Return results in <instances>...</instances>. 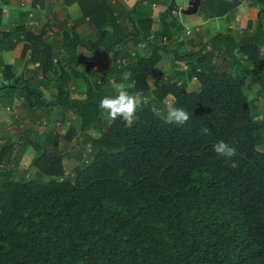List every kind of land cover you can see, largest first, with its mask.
<instances>
[{
    "label": "trees",
    "instance_id": "obj_1",
    "mask_svg": "<svg viewBox=\"0 0 264 264\" xmlns=\"http://www.w3.org/2000/svg\"><path fill=\"white\" fill-rule=\"evenodd\" d=\"M156 1L142 0L130 13L137 24L127 39L152 35L150 17L137 13ZM205 1L211 8L217 3L218 13L230 10L223 0ZM172 11L171 6L163 20ZM105 27L95 39L68 31L63 58L54 62L46 55L44 68L76 73L80 45L94 53L113 50L118 41ZM39 34L7 36L15 37L12 49L22 44L26 55L34 39L41 41ZM263 47L264 29L241 39L219 34L178 57L197 61L192 74L199 89L174 79L158 86L155 97L146 79L165 49L129 58L116 72L134 82L128 95L145 96L135 103L93 81L84 99L70 97L62 87L51 105L81 118L77 144L90 138L95 151L70 176L64 175L65 155L43 151L34 164L63 178L42 182L10 176L1 167L8 152L2 148L0 264H264V118L254 116L246 93L248 73L259 77L258 93L264 94ZM220 57L222 66L216 62ZM242 60L248 64L241 74L226 71L229 64L242 66ZM11 83L0 85V93ZM15 83L26 90L29 104H47L38 99L40 91ZM165 95L171 97V117L158 111ZM93 129L98 137L88 135Z\"/></svg>",
    "mask_w": 264,
    "mask_h": 264
},
{
    "label": "crops",
    "instance_id": "obj_2",
    "mask_svg": "<svg viewBox=\"0 0 264 264\" xmlns=\"http://www.w3.org/2000/svg\"><path fill=\"white\" fill-rule=\"evenodd\" d=\"M140 1L142 0H83V2L75 0L73 3L65 4L64 0H0V5L3 7L0 14V85L14 82L10 84V88H5L0 93L3 96L9 92L10 96L6 110L0 109V151L4 148L5 141L9 147H7V158L3 163L4 168L9 170L10 176L23 179L18 174V169L24 173L28 170L33 171L34 167L42 173L40 168L34 164L38 155L30 153L29 147L33 139L29 138L28 134L24 136L17 135L16 132L14 136L6 134L7 130L13 128L12 113L15 119H20V116L14 112L17 107H27L31 112L39 107L29 104V98L25 93L22 102L15 97L20 93L14 92V88H17L15 83L17 79L22 83V87L29 86L32 91H40L41 95L38 99L47 102L42 107L55 109L65 120L62 125L58 124L59 127L55 128L52 133L49 129H42V135L45 136L43 144H53L54 149L62 146L60 142L62 136L57 137V134H62L66 142L73 147V139L75 138L76 144L78 142L76 134L81 127V118L67 107L52 106L50 103L57 98L62 87H65L70 97L84 99L87 87L93 81L101 83L103 88L109 90L113 96H120L121 99L130 103L139 102L145 96H138L137 92L128 95V91H135V84L116 72V67L121 66L120 60L123 58L135 59L142 55H149L156 47H161L165 49L162 55H166H163L161 61L153 71L149 72L146 79L151 91L150 95L155 97L158 94V86L170 81L172 76L181 81L184 80L188 88L193 89L197 84L200 85L199 79L192 74V65L197 61L178 58L179 56L205 47L212 38L222 33H228L235 39H241L248 34H253L259 28L264 29V0H239L233 8L231 5L236 0H223L230 4V10L224 13L217 12V3L212 4L213 8H211L205 0H157L151 7L137 13V17L141 19L150 17L152 35L145 41H139L135 35L127 39L126 35H129L137 24L135 20H132L130 13H134ZM194 1L198 2V10L186 13L185 10L190 6V2ZM82 5L85 6V10ZM171 6L173 7L172 14L165 21L162 15L169 11ZM32 12L34 16L30 17ZM166 26H169L167 30ZM101 27H105L103 30L108 31L117 39L118 42L113 50L105 49L94 53L93 50L80 45L78 52L81 60L77 65L76 73L57 74L53 67L44 68L47 57L52 58L54 62L63 58L66 53L63 48L64 39L72 36L70 32L68 34V31L71 30L74 35L83 39H95ZM26 31L34 36L41 31L44 33L41 36L39 34L41 41L36 39L34 40L37 42L32 41L25 55L22 44L12 49L11 45L15 37L11 40L7 34ZM135 33L139 35L140 32L135 31ZM262 53L264 55V47ZM253 76L257 79L256 75ZM261 83L255 91L259 92L262 89ZM35 99L37 98L34 97L33 100ZM163 100L170 101V97L165 95ZM20 123V126L23 129L27 128L28 131L29 120L24 119L23 121L22 119ZM60 127L61 130H59ZM93 132L98 131L93 129L88 135L96 137ZM70 135H75V137L69 138ZM13 142L14 156L10 157L8 153ZM78 145L92 146L91 139L88 138L86 143H80L74 147L78 150L81 148L84 152V148ZM16 147L19 148V154L15 153ZM89 150L93 152L92 148ZM58 154L65 155L64 160L73 153ZM68 172L69 170H66L67 175ZM3 177L0 174V182Z\"/></svg>",
    "mask_w": 264,
    "mask_h": 264
},
{
    "label": "rangeland",
    "instance_id": "obj_3",
    "mask_svg": "<svg viewBox=\"0 0 264 264\" xmlns=\"http://www.w3.org/2000/svg\"><path fill=\"white\" fill-rule=\"evenodd\" d=\"M163 55H166V54H163ZM216 62H218V65H221L223 63V58L220 57V58L216 59ZM247 64H248V62L244 61V60H242V66L239 65L237 67L233 64H229L226 71L231 72V73H235V74H238V73L241 74L242 69L244 67H246ZM246 74L249 76V79H250L249 84L246 88V93L248 94L249 98L253 101L254 116L257 117L258 119H262V118H264V94L261 95L258 93V91H255L259 87L258 84H260L261 80L259 79V77H257V79H255L253 75H249L248 73H246ZM170 79L174 80L176 78L172 76ZM261 87H262V83H261ZM199 88H200V85L197 84L196 87H193V89H190V90L199 89ZM14 92H20L19 95L15 96V97L18 98L20 100V102H22L21 100H23V98L25 97L24 93H26V91L23 92L21 90V88H14ZM8 93L9 92H7L5 95L3 94V96L0 94V109L3 111L6 110V106H8L7 104H9L8 99H10V96ZM140 95L141 94L139 93L138 96H140ZM32 99H33V97H32ZM137 99H138V97H137ZM170 100H171V97H170ZM169 105H170L169 101H163L162 106L160 109H158V111L165 116L171 117L173 115V113H172V110L170 109ZM38 106L39 107H36V109H34V111H32L33 112L32 113L31 110H29L27 107L24 108V106H23V107H17L16 108V106L14 105V108H16L14 110V112L20 116V119H15L14 113H12L13 114V116H12L13 128L11 130H7L6 134L8 136L9 135L14 136V132H16L17 135H20V136H24V134L25 135L28 134L29 138L33 139V142L30 144L29 148L31 149L30 153L32 152L34 155L36 154L39 156L43 151L48 152L50 154H58V153H63V152L64 153L65 152L73 153L72 156H70L67 159H64L62 161V164H63V170H64L65 176L67 175L66 170H69V172H68L69 176L74 175V173H75L74 168H76L77 166H82L84 164V162L90 158L87 155V152H89V153L92 152L91 150H89V148H92L93 152L95 151L93 146L78 145V147L84 148V152H83V149H81V148L79 150L77 147L74 148L75 146H77V144L74 140L75 138L73 139L74 142L72 141L74 143V146L72 147L71 144H68L69 142H66V139L64 138V136L62 134H57V137L62 136V139L60 138V142L62 143V146L54 149L53 144L44 145L43 141L45 140V136L42 135V132H41L42 129H49L52 133L55 128L59 127L58 124L62 125L65 120L63 119V117L60 116L59 112H56L55 109L52 110L51 108H45L44 106L42 107V105H38ZM22 119H23V121H24V119L29 120L30 125L28 126V131H27V128L23 129L20 126V124H21L20 121ZM17 121H19V122H17ZM6 128H5V130H6ZM59 130H61V127ZM94 134H95L94 136H96V137L99 136L98 132H95ZM3 139L5 140V135L3 136ZM3 144H5L4 147H9L8 145H6L5 141ZM63 144H64V146H63ZM12 145H11L12 147L10 148V152L8 153V156H10V157L14 156V142ZM85 151H87V152L85 153ZM15 153L19 154V148L18 147H16ZM6 158H7V156H5V159ZM7 162H9V161H7ZM9 166H11V164H9ZM18 174L20 175L21 178L23 177L24 180L35 179V180L42 181V182H48V181L52 180L53 178H57L59 180L63 178L62 175L60 176L58 173L52 174L51 172L47 173L44 171L42 173H39L38 169L35 167H34L33 171L29 172V170H28V171H25L24 173H22L20 171V169H18Z\"/></svg>",
    "mask_w": 264,
    "mask_h": 264
},
{
    "label": "water",
    "instance_id": "obj_4",
    "mask_svg": "<svg viewBox=\"0 0 264 264\" xmlns=\"http://www.w3.org/2000/svg\"><path fill=\"white\" fill-rule=\"evenodd\" d=\"M198 10V2L197 1H194V2H190V6L188 7L187 10H185V12L189 13V12H192V11H197Z\"/></svg>",
    "mask_w": 264,
    "mask_h": 264
},
{
    "label": "built area",
    "instance_id": "obj_5",
    "mask_svg": "<svg viewBox=\"0 0 264 264\" xmlns=\"http://www.w3.org/2000/svg\"><path fill=\"white\" fill-rule=\"evenodd\" d=\"M33 16H34L33 12L30 13V17H33ZM128 61H129V58H123L120 60V63H121V65H125ZM1 167L2 168L5 167L4 163L1 164Z\"/></svg>",
    "mask_w": 264,
    "mask_h": 264
}]
</instances>
